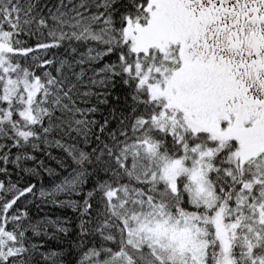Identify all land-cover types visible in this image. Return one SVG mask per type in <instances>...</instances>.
<instances>
[{
    "label": "snow or ice",
    "instance_id": "1",
    "mask_svg": "<svg viewBox=\"0 0 264 264\" xmlns=\"http://www.w3.org/2000/svg\"><path fill=\"white\" fill-rule=\"evenodd\" d=\"M0 264H264V0H0Z\"/></svg>",
    "mask_w": 264,
    "mask_h": 264
}]
</instances>
